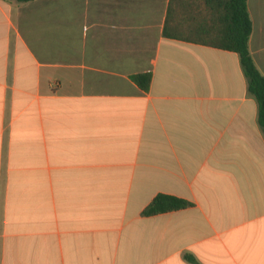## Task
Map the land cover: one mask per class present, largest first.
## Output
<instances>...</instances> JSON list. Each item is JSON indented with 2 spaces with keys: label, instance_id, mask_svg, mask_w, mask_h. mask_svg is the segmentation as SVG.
Masks as SVG:
<instances>
[{
  "label": "crops",
  "instance_id": "crops-1",
  "mask_svg": "<svg viewBox=\"0 0 264 264\" xmlns=\"http://www.w3.org/2000/svg\"><path fill=\"white\" fill-rule=\"evenodd\" d=\"M168 3L0 0V264H264L256 100L236 51L163 33ZM160 192L190 203L143 213Z\"/></svg>",
  "mask_w": 264,
  "mask_h": 264
},
{
  "label": "trees",
  "instance_id": "trees-1",
  "mask_svg": "<svg viewBox=\"0 0 264 264\" xmlns=\"http://www.w3.org/2000/svg\"><path fill=\"white\" fill-rule=\"evenodd\" d=\"M251 29L246 0H169L163 33L236 51L246 77L247 91L256 100L257 120L264 133V74L256 66L249 49ZM132 77L141 88H148L151 79L149 72H138ZM189 203L185 198L160 192L142 212L152 214L184 207ZM185 257L195 261L189 253Z\"/></svg>",
  "mask_w": 264,
  "mask_h": 264
}]
</instances>
